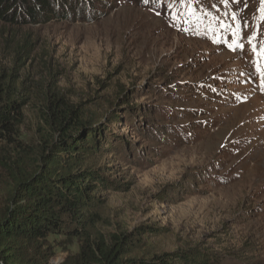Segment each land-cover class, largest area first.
<instances>
[{
	"label": "rangeland",
	"instance_id": "obj_1",
	"mask_svg": "<svg viewBox=\"0 0 264 264\" xmlns=\"http://www.w3.org/2000/svg\"><path fill=\"white\" fill-rule=\"evenodd\" d=\"M93 5L85 20L0 22V54L11 52L7 40L12 49L31 42L36 52L18 74L37 82L42 73V85L54 81L79 120L108 129L100 151L71 168L111 169L114 185L98 193L96 232L139 231L134 258L198 249L210 264H264V77L256 71L264 72V58L247 43L257 26L258 48L264 43L259 0L227 8L220 0ZM220 21L249 25L244 51L229 50L233 37ZM40 104L36 97L23 110L21 127L22 140L35 147L52 135ZM50 240L52 264L79 251L76 239Z\"/></svg>",
	"mask_w": 264,
	"mask_h": 264
},
{
	"label": "trees",
	"instance_id": "obj_2",
	"mask_svg": "<svg viewBox=\"0 0 264 264\" xmlns=\"http://www.w3.org/2000/svg\"><path fill=\"white\" fill-rule=\"evenodd\" d=\"M94 2L0 0V22L20 28L90 19L96 13ZM12 41L7 40L11 52L0 54V264H52L56 246L50 238L56 234L80 245L61 264H210L198 249L134 258L139 231L96 232L102 221L95 211L98 193L114 185L111 169L71 168L100 151L109 131L79 120L54 81L42 85V73L37 82L30 74L21 77L17 69L26 67L36 49L28 40L12 49ZM36 97L39 118L52 135L35 147L22 140L21 127L23 110Z\"/></svg>",
	"mask_w": 264,
	"mask_h": 264
},
{
	"label": "snow or ice",
	"instance_id": "obj_3",
	"mask_svg": "<svg viewBox=\"0 0 264 264\" xmlns=\"http://www.w3.org/2000/svg\"><path fill=\"white\" fill-rule=\"evenodd\" d=\"M145 3L148 2V0H144ZM181 5H191L194 2H197V0H179ZM220 2L227 8L230 7L232 4H237L239 3V0H220ZM260 3V8H258V11L262 13L261 15V20L264 21V0H259ZM169 8H172L173 5L172 3L168 4ZM214 8L218 9L217 5H213ZM247 7V5H245ZM189 11H193L191 7H189ZM225 16H229V13L225 12ZM215 19H219V17H214ZM231 20L233 23H235L238 20V17L235 13L231 14ZM220 27L222 28H227L230 31V34L232 35L233 39L230 44L227 46L229 47L230 51H244L245 50V44H244V36H243V31L249 27L247 23L243 25V28H240L239 26L233 27L232 24L225 23L224 21H220ZM258 36H259V26H257L256 29L253 30L252 34L247 37V43L249 45V48L253 55L259 56L264 58V43H261L259 48H258ZM216 42V41H213ZM257 73H260L262 77H264V72H261V68L257 66L256 68ZM262 83H264V80H262Z\"/></svg>",
	"mask_w": 264,
	"mask_h": 264
},
{
	"label": "bare ground",
	"instance_id": "obj_4",
	"mask_svg": "<svg viewBox=\"0 0 264 264\" xmlns=\"http://www.w3.org/2000/svg\"><path fill=\"white\" fill-rule=\"evenodd\" d=\"M255 120V115L251 114L249 117H248V121L252 122ZM262 155H264V150L261 151ZM258 158V157H257ZM255 169V168H254ZM255 172V171H254ZM260 174V172H259ZM259 177V182H264V169L262 170V173L260 174V176L258 175ZM258 182V181H257Z\"/></svg>",
	"mask_w": 264,
	"mask_h": 264
}]
</instances>
